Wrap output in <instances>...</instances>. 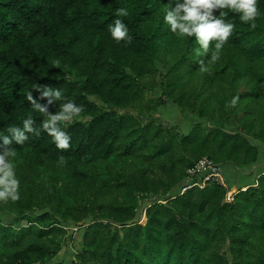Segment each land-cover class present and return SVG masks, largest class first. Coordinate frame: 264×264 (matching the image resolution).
I'll list each match as a JSON object with an SVG mask.
<instances>
[{
    "label": "trees",
    "instance_id": "16d2710c",
    "mask_svg": "<svg viewBox=\"0 0 264 264\" xmlns=\"http://www.w3.org/2000/svg\"><path fill=\"white\" fill-rule=\"evenodd\" d=\"M171 6L0 0V134L29 115L40 126L45 117L26 93L47 98L34 85L61 89L86 118L63 125L68 150L43 131L12 145L21 198L0 202V264H47L81 222L91 224L72 264H264V170L257 180L244 171L263 158L256 140L264 143V0L255 29L224 10L235 28L209 72L198 62L208 64L214 42L197 55L195 37L178 38L163 22ZM121 7L131 40L117 43L109 25ZM155 73L165 83L156 105L172 101L195 116L188 133L146 120L145 79ZM205 156L220 164L227 186L209 180L183 193L202 182L188 170ZM227 168L244 178L234 182ZM147 201L146 221L138 222Z\"/></svg>",
    "mask_w": 264,
    "mask_h": 264
},
{
    "label": "clouds",
    "instance_id": "9594fccd",
    "mask_svg": "<svg viewBox=\"0 0 264 264\" xmlns=\"http://www.w3.org/2000/svg\"><path fill=\"white\" fill-rule=\"evenodd\" d=\"M217 10L219 15L215 14ZM224 10L238 14L239 20L252 29L257 27L256 21L261 16L259 0H174V6L163 10V22L169 26L171 33L181 39L195 37L199 45L196 50L197 55L207 56L210 45L214 42L208 64L206 65L203 60L198 62L202 72H209L208 65L220 59V53L234 31L235 24L225 20ZM128 15L127 8L116 9L117 18L113 24L109 25L111 36L117 43L131 40L129 29L121 19ZM55 66H60V61L57 60ZM33 88L37 91L43 88L41 99L47 98V103L39 102L34 98L32 91L26 93V99L31 103L34 111L45 118L40 126L36 127L35 119L29 115L22 120V127L8 128L10 135L0 134V202H16L21 198L20 180L17 177L14 162L17 152L12 147L14 143L23 146L29 140V134L39 137L43 131L52 138L57 149L68 150L71 147V135L63 128V125L66 122H83L85 119L82 115L83 105L67 100L61 89L46 85H34ZM238 99V96L232 98V107H235ZM56 101H63V103L60 104V110L53 114L49 111V106Z\"/></svg>",
    "mask_w": 264,
    "mask_h": 264
},
{
    "label": "rangeland",
    "instance_id": "374dc122",
    "mask_svg": "<svg viewBox=\"0 0 264 264\" xmlns=\"http://www.w3.org/2000/svg\"><path fill=\"white\" fill-rule=\"evenodd\" d=\"M161 65V64H160ZM145 81H147V83L149 85H147V83H145V87L144 89L145 91V96H146V103L149 104L150 106H152L150 113H148L147 115V119L149 121H152L156 124H158L159 126H161L162 130H166L168 129L169 124L170 125H174L179 127L180 131L182 132H189L192 128L193 125V120L192 118L195 117L193 115H190L188 113H182L180 107L173 103L172 101H169L168 104L165 105H156V101H154L156 98L159 97H163L164 94V90H165V83L162 81V76L159 73H155L152 74L151 76H148ZM92 100L99 102V98L92 96L91 97ZM149 100V101H148ZM234 118V117H233ZM230 120V122L228 123V127L230 130H237L238 126L235 124L234 120ZM86 119V118H85ZM211 123H207L206 127H209ZM175 132V130H174ZM176 133V132H175ZM257 142H259L262 145V156L263 158L260 159V163L261 166L264 165V143L260 142L258 140H256ZM204 159H208L210 161L213 162V164H215L216 166L219 167L220 164H218L217 162H215L213 159H211L208 156H205L203 158H201L196 165ZM192 169V168H191ZM190 169V170H191ZM190 170H188V174L190 178L199 176L201 178V175H204L205 178L204 180H202L203 182L197 183L199 185H202V187H205L207 181L211 180V181H216L214 178H206V173H197L195 175H192L190 173ZM225 178V177H224ZM219 183V182H218ZM225 185L227 186V184L225 183ZM185 187L183 186L182 192H186L185 191ZM246 189V188H245ZM234 191V190H233ZM233 191H231L229 193V197L230 199H232V193ZM150 201H147L145 203H142V206L139 209V217L137 218L138 222H144L146 221V210H145V206L147 203H149ZM84 222H81L79 224V226H71L69 229H71V232L74 233V239H70L66 242L65 246L61 249V251L59 252V254L57 256H55L51 261H49L47 264H72L73 262L76 261V255L78 253V249L81 248V242L83 240V234L85 231V226L90 225L91 223H87L86 225H81Z\"/></svg>",
    "mask_w": 264,
    "mask_h": 264
},
{
    "label": "built area",
    "instance_id": "2783aa9c",
    "mask_svg": "<svg viewBox=\"0 0 264 264\" xmlns=\"http://www.w3.org/2000/svg\"><path fill=\"white\" fill-rule=\"evenodd\" d=\"M206 173V178L210 179V178H214L215 180H217L220 184L225 185V178L221 172L220 166H216L215 164H213L212 161L208 160V159H204L201 160L197 165H195L191 170L190 173L192 175H195L197 173ZM203 176V180L205 178L204 175ZM203 182V181H202ZM200 183V182H198ZM195 185H199L197 183L195 184H187L185 187V191L192 188ZM200 187H202V185H199ZM230 199V197H229Z\"/></svg>",
    "mask_w": 264,
    "mask_h": 264
},
{
    "label": "crops",
    "instance_id": "0c3cea01",
    "mask_svg": "<svg viewBox=\"0 0 264 264\" xmlns=\"http://www.w3.org/2000/svg\"><path fill=\"white\" fill-rule=\"evenodd\" d=\"M260 160L254 164H252L251 166H248L246 168H244V171H247L248 174H251L250 177H252L254 180V178L257 180L258 176L260 175L259 172H261L262 170H264V165L261 166ZM232 166V165H231ZM232 168H227V172L230 173L231 175V179L238 183L241 179H243V175L242 177L238 176L240 173H237V171L235 169H233V171H231ZM253 174V175H252ZM247 177V180H250L251 178Z\"/></svg>",
    "mask_w": 264,
    "mask_h": 264
}]
</instances>
